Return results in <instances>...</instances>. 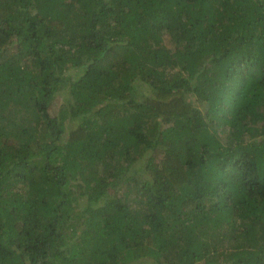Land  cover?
<instances>
[{"label": "trees", "instance_id": "1", "mask_svg": "<svg viewBox=\"0 0 264 264\" xmlns=\"http://www.w3.org/2000/svg\"><path fill=\"white\" fill-rule=\"evenodd\" d=\"M0 264H264V0H0Z\"/></svg>", "mask_w": 264, "mask_h": 264}]
</instances>
